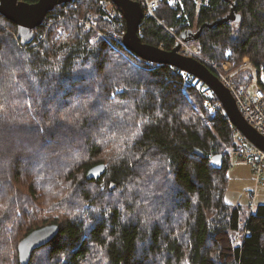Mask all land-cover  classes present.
<instances>
[{"label": "trees", "instance_id": "16d2710c", "mask_svg": "<svg viewBox=\"0 0 264 264\" xmlns=\"http://www.w3.org/2000/svg\"><path fill=\"white\" fill-rule=\"evenodd\" d=\"M103 1L56 7L25 46L0 15V264H19L18 243L48 225L57 236L28 264H264V204L249 216L226 200L231 124L205 108L188 74L79 23L125 28ZM227 16L188 44L213 65L235 69L247 57L259 77L264 0H158L138 35L170 51ZM232 81L249 83L250 70ZM98 164L105 173L87 180ZM24 174L33 177L28 186L18 183ZM150 191L157 197L147 200Z\"/></svg>", "mask_w": 264, "mask_h": 264}, {"label": "water", "instance_id": "95a60500", "mask_svg": "<svg viewBox=\"0 0 264 264\" xmlns=\"http://www.w3.org/2000/svg\"><path fill=\"white\" fill-rule=\"evenodd\" d=\"M74 0H37L35 3H26L21 0H0V15L16 26V37L21 45L30 44L34 39L35 30L40 27L46 16L56 7H64ZM109 1L122 15L125 21V33L123 36L124 47L141 60L155 65H167L176 68L204 84L216 97L223 116L233 125L244 137L254 146L264 151V137L248 125L239 110L229 90L223 86L218 77L214 75L202 62L182 56L179 51L180 43H177L170 51H164L147 44H143L139 35V25L143 19V12L140 3L132 0H106ZM227 16L213 24H204L198 33L193 36L182 35V42L189 43L197 40L203 28L224 24L231 20ZM194 153L202 156V153L195 149ZM222 155L214 156L211 159L213 164H219ZM106 165L98 164L87 172V180H98L105 173ZM59 232L57 225H48L36 229L25 236L17 246V257L19 264H28L32 252L46 246L54 239Z\"/></svg>", "mask_w": 264, "mask_h": 264}, {"label": "built area", "instance_id": "2783aa9c", "mask_svg": "<svg viewBox=\"0 0 264 264\" xmlns=\"http://www.w3.org/2000/svg\"><path fill=\"white\" fill-rule=\"evenodd\" d=\"M103 2L112 7V5L106 0ZM157 3L158 0H140L143 17L153 16V11L156 8ZM109 11L111 15L115 13L114 9H110ZM121 16L120 18H123ZM81 22L88 30H92L97 34V36L110 41L116 46V48L119 45L124 47L123 36L125 33V28L123 26H119L114 32L110 30L100 31L94 25H91L90 21L84 23V21L81 20ZM112 25L114 26L115 23ZM35 32L38 33L37 29ZM178 42L181 45L179 53L184 57L194 58L209 67V69H211L222 82L223 86L229 90L243 119L257 133L264 137V72L260 74V77H258L256 69L252 66L247 57H245L242 63L235 69H233V66L228 62L222 63L219 66L207 63L201 58V50L198 45L184 43L181 41V39H178ZM228 54L229 51H227V55ZM244 69L250 70L251 81L247 84H234L232 81L233 75L239 70ZM188 76L190 77L187 82L188 85H192L194 87L195 91L200 95V98L203 97L205 108L208 109L213 115L217 112L223 114L219 105L216 106V103L210 99L211 96L209 97V100L205 99V97L211 94V91L196 78L190 75ZM231 127L234 132L235 141L234 147L228 151L229 165L230 167L237 165L250 166L256 178L255 189L250 191L247 195L249 200L247 209L249 216H251L255 212L257 205V189L263 180L264 151L254 146L233 125H231ZM247 234L248 232L245 229H243L242 232L235 234L234 239L237 244H240L242 242L243 236Z\"/></svg>", "mask_w": 264, "mask_h": 264}, {"label": "rangeland", "instance_id": "374dc122", "mask_svg": "<svg viewBox=\"0 0 264 264\" xmlns=\"http://www.w3.org/2000/svg\"><path fill=\"white\" fill-rule=\"evenodd\" d=\"M90 15H92V14H90ZM97 16H99V15H97ZM120 16H121V14L118 13V16H116V19H118V20L121 19ZM93 19L94 18H92V21H93ZM78 21L80 24H82L81 19H79ZM88 21L89 20H87V21L85 20L84 23H87ZM114 23H115L114 28L116 30L119 27V25H118V22H114ZM91 25L95 26V24H93V23H91ZM84 27L86 28L85 25H84ZM259 77H260V75H259ZM110 151H112V150H109L108 152H110ZM227 176H228V187H227V191H226L227 202L229 204H233V205L239 204V205L247 208V206L249 204V200L247 198V195L250 191H253L255 189L256 178H255V174H254L252 168L250 166H247V165L233 166V167H230V169L227 173ZM32 179H33L32 176H30L28 174L25 176V174H24L21 181L18 183L22 182L24 185L28 186L30 183V180H32ZM41 179L43 180V178H41ZM40 195H42L41 188H40ZM143 197L147 198V200H148L149 198L152 199V198L157 197V196L154 192L150 191L149 195L147 197L146 196H143ZM262 200H264V175H263V180L257 189L256 203L259 204ZM147 206L149 207V204ZM234 241H235V239H234ZM236 245H237V242H236Z\"/></svg>", "mask_w": 264, "mask_h": 264}, {"label": "crops", "instance_id": "0c3cea01", "mask_svg": "<svg viewBox=\"0 0 264 264\" xmlns=\"http://www.w3.org/2000/svg\"><path fill=\"white\" fill-rule=\"evenodd\" d=\"M259 204H264V200H262Z\"/></svg>", "mask_w": 264, "mask_h": 264}, {"label": "bare ground", "instance_id": "6f19581e", "mask_svg": "<svg viewBox=\"0 0 264 264\" xmlns=\"http://www.w3.org/2000/svg\"><path fill=\"white\" fill-rule=\"evenodd\" d=\"M107 2H109V1H107ZM110 3V2H109ZM111 4V3H110ZM112 5V4H111ZM114 6V5H113ZM221 82V81H220ZM222 83V82H221ZM245 121V120H244ZM246 122V121H245ZM247 123V122H246Z\"/></svg>", "mask_w": 264, "mask_h": 264}]
</instances>
